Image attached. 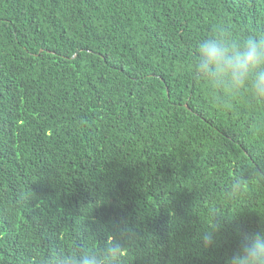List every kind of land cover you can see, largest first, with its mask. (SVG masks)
<instances>
[{"label":"trees","instance_id":"1","mask_svg":"<svg viewBox=\"0 0 264 264\" xmlns=\"http://www.w3.org/2000/svg\"><path fill=\"white\" fill-rule=\"evenodd\" d=\"M221 24L264 35V0H0V264L123 226L118 264H229L264 228V101L193 75Z\"/></svg>","mask_w":264,"mask_h":264},{"label":"clouds","instance_id":"2","mask_svg":"<svg viewBox=\"0 0 264 264\" xmlns=\"http://www.w3.org/2000/svg\"><path fill=\"white\" fill-rule=\"evenodd\" d=\"M193 75L207 81L214 88H225L233 93L248 90L264 101V35H247L242 40L230 38L221 24L196 45ZM247 181L233 177L229 192L237 196L244 192ZM218 228L201 235L205 246L213 243ZM126 226L117 229L115 242L88 251L59 254L47 264H118L122 244L131 238ZM229 264H264V228L253 232L232 254Z\"/></svg>","mask_w":264,"mask_h":264}]
</instances>
